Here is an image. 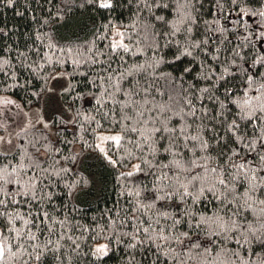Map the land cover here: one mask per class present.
<instances>
[{
	"label": "snow or ice",
	"instance_id": "snow-or-ice-1",
	"mask_svg": "<svg viewBox=\"0 0 264 264\" xmlns=\"http://www.w3.org/2000/svg\"><path fill=\"white\" fill-rule=\"evenodd\" d=\"M0 264H264V0H0Z\"/></svg>",
	"mask_w": 264,
	"mask_h": 264
},
{
	"label": "trees",
	"instance_id": "trees-1",
	"mask_svg": "<svg viewBox=\"0 0 264 264\" xmlns=\"http://www.w3.org/2000/svg\"><path fill=\"white\" fill-rule=\"evenodd\" d=\"M13 16V14L12 13H9V17L11 18Z\"/></svg>",
	"mask_w": 264,
	"mask_h": 264
}]
</instances>
